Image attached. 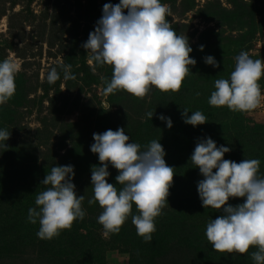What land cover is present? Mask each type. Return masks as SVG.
Instances as JSON below:
<instances>
[{"label": "rangeland", "instance_id": "rangeland-1", "mask_svg": "<svg viewBox=\"0 0 264 264\" xmlns=\"http://www.w3.org/2000/svg\"><path fill=\"white\" fill-rule=\"evenodd\" d=\"M0 56L22 90L0 88V239L21 240L0 264H129L134 240L111 230L149 237L179 206L197 215L211 165L264 182V0H0ZM49 214L88 236L71 244L81 262L42 246ZM261 217L247 226L264 232ZM227 239L209 264L246 254ZM173 248L141 264L193 260Z\"/></svg>", "mask_w": 264, "mask_h": 264}, {"label": "trees", "instance_id": "trees-1", "mask_svg": "<svg viewBox=\"0 0 264 264\" xmlns=\"http://www.w3.org/2000/svg\"><path fill=\"white\" fill-rule=\"evenodd\" d=\"M95 16L97 17V13ZM88 38L91 40L94 38L92 33L88 35ZM127 48L130 47L127 46ZM132 52L137 54L134 48L132 49ZM2 58L3 56H0L1 61ZM118 58L114 59L113 62L112 60H109L107 66L104 67L105 76L110 79V82L113 83V85L122 82L117 80V75L120 73L117 66L122 63ZM66 62L65 65L70 64V60L67 59ZM82 62L83 65L86 64L84 57L82 58ZM98 69H100V67H98ZM101 70H103V68ZM124 77L125 76H122L123 79ZM4 79L5 78L0 77V88H4L5 86L9 91L12 89L13 95H11V97L19 100V97L17 96L22 93L20 87L17 90H13V83H5ZM171 124L175 128L176 126L178 127L177 118L173 120ZM158 137L159 135L154 138ZM177 147L181 148V145L177 144ZM189 155L190 154H187V156ZM97 156L103 157L101 152H99ZM97 160L98 158H96V161ZM207 162L208 161L205 162L206 165L208 164ZM225 163L226 165L221 162L215 166L211 165V168L209 167L211 174L205 177V189H209L211 191L210 196L214 193L215 197L206 201L203 206H200L197 215L189 216L183 210V207L179 206L177 211L165 214L161 220L151 221V224L156 225L157 228L151 232L149 237H145L143 234V231L147 229L146 227H144V229H139L138 231H136V229L135 231L134 229H128L125 231L123 226L118 229H112L111 232L109 230L112 238L116 236V238L122 242H125V240L126 242L134 240L131 247L132 249L129 251V264H141L142 256H147L149 260H152L158 256L167 255L171 249L174 250L173 247L176 244H180L183 248L185 246L189 247L187 248L186 256L193 258V260L187 259L189 264H197V262H206L209 264V262L215 258L214 255L218 254L219 245H224L225 242H228L227 238L229 237H232L231 241L235 247L237 246L238 249L244 248L245 250L244 252L246 254L241 257V260L237 262L238 264H264V232L262 229H259L258 226L253 229L246 224L248 217H253L252 223L254 226L257 225V222H261V216L264 213V199L260 198L261 196L259 197L258 194L264 190V182L261 181V178L253 180V176L250 179H247L245 178V175L244 179H240L236 173L228 176L225 166L232 165L233 163ZM220 170V174H215ZM202 178H204V176H202ZM258 180H260V182ZM238 181L240 185H238ZM137 191L140 192V189ZM262 193L264 194V192ZM50 215L52 214L48 215V219H43L41 224H43L44 227L47 226L49 230L53 232H51L47 238L41 240L42 246L64 243L70 248L68 255L76 256L75 261L73 262L72 260V262H81L76 258H83L85 256V253L83 254L84 250L78 249L77 247L78 250L76 253L74 245L72 248L71 244L74 242L77 246L79 244L78 241L83 237L86 238L88 236L82 234L80 239L77 240L72 236L73 229L71 230V228L74 227L75 229L78 227L70 222L67 224L66 221L61 222L55 220L54 215L49 218ZM8 216L9 214L5 215V217ZM220 219H222V221L219 223L218 220ZM75 223L76 225L79 224L77 221H75ZM115 224L117 227L116 220ZM258 232H261L262 236L258 234ZM20 242L21 240L14 236H9L3 240L0 239V252H2V254H5V252L9 253L10 250H12L11 248L13 245H17ZM228 248H230V246L226 247V249ZM196 252H199V254ZM54 256L56 258L61 257Z\"/></svg>", "mask_w": 264, "mask_h": 264}]
</instances>
